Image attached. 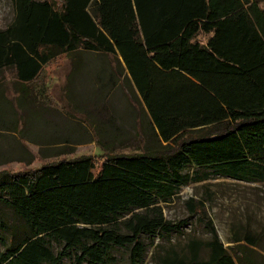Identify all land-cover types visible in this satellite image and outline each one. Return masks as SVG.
I'll use <instances>...</instances> for the list:
<instances>
[{
    "label": "trees",
    "instance_id": "trees-1",
    "mask_svg": "<svg viewBox=\"0 0 264 264\" xmlns=\"http://www.w3.org/2000/svg\"><path fill=\"white\" fill-rule=\"evenodd\" d=\"M9 1L0 131L24 135L43 64L66 56L69 84L87 78L85 53H101L116 63L113 87L123 72L133 83L155 142L131 155L106 152L99 166L88 154L1 170L0 264H118L119 249L141 264L142 236L152 243L186 224L160 206L182 186L217 176L264 182V0ZM91 126L107 150L103 126ZM184 204L210 237H192L184 250L157 247L153 264H264L260 234L235 233L226 246L203 204Z\"/></svg>",
    "mask_w": 264,
    "mask_h": 264
},
{
    "label": "rangeland",
    "instance_id": "rangeland-1",
    "mask_svg": "<svg viewBox=\"0 0 264 264\" xmlns=\"http://www.w3.org/2000/svg\"><path fill=\"white\" fill-rule=\"evenodd\" d=\"M11 19L10 1L0 0V26ZM199 37L204 39L202 34ZM82 63L83 69H89L90 85L72 87L70 91L75 93L72 99H67L64 94V84L71 71L70 60L61 54L43 66L33 82L39 105L36 111L40 117L32 114L22 137L19 133L0 131V171L27 170L60 158L88 154L99 166L107 153L131 155L143 151L145 144L155 142L146 124V115L142 113L144 105L133 83L127 82L125 72L114 75L116 85L113 87L108 75L116 70V63L110 56L85 53ZM99 68L106 70L104 75H99ZM92 69L97 70V78L90 75ZM80 78L76 80L83 81ZM48 98L52 99L50 105ZM92 122L103 126L104 133L99 139L107 150L101 149L97 143ZM189 197L203 204L204 214L213 222L217 236L226 246L232 245L235 233L251 229L261 235L260 251L264 252V182H243L217 176L190 182L182 186L170 201L160 203L167 219L172 222L186 219V224L162 237L155 235L152 243L148 237L142 236L148 249L141 264H153L157 247L172 246L184 250L190 238L210 237L199 220V214H189L185 208L184 202ZM114 254L118 264H128L126 250L119 249Z\"/></svg>",
    "mask_w": 264,
    "mask_h": 264
},
{
    "label": "crops",
    "instance_id": "crops-1",
    "mask_svg": "<svg viewBox=\"0 0 264 264\" xmlns=\"http://www.w3.org/2000/svg\"><path fill=\"white\" fill-rule=\"evenodd\" d=\"M54 60V59H53ZM53 60H51V61H53ZM50 61V62H51ZM46 64H48V63H46ZM46 64H43L42 65V68H43V66L44 65H46ZM86 67H88L87 65H85ZM42 68H41V70H42ZM85 70H86V72H87V78H85V79H81V80H83V81H77V80H74V81H71V83H65L64 85H65V87H64V94L66 95V98L67 99H72V98H74V92L72 91H70V89L72 88V87H75V86H79L80 84H82L83 86H88V85H90V84H88L89 83V80H88V73H89V69H87V68H85ZM92 71H93V69H92ZM42 72V71H41ZM92 82L94 81L93 79L91 80ZM47 85V84H46ZM73 89V88H72ZM35 90V87L33 88V91ZM34 93H35V91H34ZM37 98V97H36ZM51 104L52 103V99H50V98H48V104ZM55 104H58V101L57 102H54ZM49 104V105H50ZM39 105H38V101L36 102V104H35V107L34 108H37ZM52 107H54V106H52ZM57 110H58V108H56ZM33 115L35 116V117H37V118H39L40 116H39V111L37 112L36 111V113H33Z\"/></svg>",
    "mask_w": 264,
    "mask_h": 264
}]
</instances>
